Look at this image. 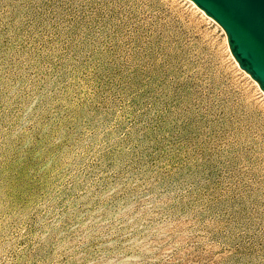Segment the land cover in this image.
Wrapping results in <instances>:
<instances>
[{
    "label": "rangeland",
    "instance_id": "1",
    "mask_svg": "<svg viewBox=\"0 0 264 264\" xmlns=\"http://www.w3.org/2000/svg\"><path fill=\"white\" fill-rule=\"evenodd\" d=\"M0 264H264V91L188 0H0Z\"/></svg>",
    "mask_w": 264,
    "mask_h": 264
},
{
    "label": "water",
    "instance_id": "2",
    "mask_svg": "<svg viewBox=\"0 0 264 264\" xmlns=\"http://www.w3.org/2000/svg\"><path fill=\"white\" fill-rule=\"evenodd\" d=\"M223 29L231 54L264 91V0H191Z\"/></svg>",
    "mask_w": 264,
    "mask_h": 264
},
{
    "label": "bare ground",
    "instance_id": "3",
    "mask_svg": "<svg viewBox=\"0 0 264 264\" xmlns=\"http://www.w3.org/2000/svg\"><path fill=\"white\" fill-rule=\"evenodd\" d=\"M192 5H194L197 9H199L203 14H205L204 13V11L203 10H201L200 8H198L195 4H194V2H192L191 0H188ZM209 17V16H208ZM209 18H211V17H209ZM211 20H213L212 18H211Z\"/></svg>",
    "mask_w": 264,
    "mask_h": 264
}]
</instances>
